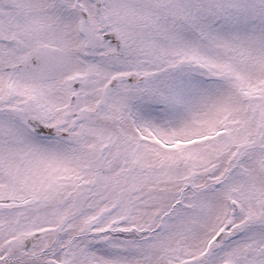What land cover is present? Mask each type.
Instances as JSON below:
<instances>
[{
    "label": "snow or ice",
    "instance_id": "1",
    "mask_svg": "<svg viewBox=\"0 0 264 264\" xmlns=\"http://www.w3.org/2000/svg\"><path fill=\"white\" fill-rule=\"evenodd\" d=\"M0 264H264V0H0Z\"/></svg>",
    "mask_w": 264,
    "mask_h": 264
}]
</instances>
